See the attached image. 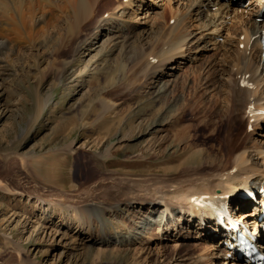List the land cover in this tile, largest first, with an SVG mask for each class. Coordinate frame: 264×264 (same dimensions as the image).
<instances>
[{
    "label": "rangeland",
    "instance_id": "374dc122",
    "mask_svg": "<svg viewBox=\"0 0 264 264\" xmlns=\"http://www.w3.org/2000/svg\"><path fill=\"white\" fill-rule=\"evenodd\" d=\"M127 1L100 0L98 5L103 8L99 5L100 10L97 6L99 19H89L85 29L81 25L77 27L82 33L72 40L73 44L66 39V31L68 24L73 26L75 21L66 24L57 18L29 23L24 28L19 24L0 27L3 43L0 49V255L4 256L0 257V264H237L226 248H220L221 242L213 245L198 233L197 226L188 232L186 227L190 222L179 219L183 211L170 229L161 230L156 226L143 238L142 233L135 240L130 235L133 242L125 243L122 236L119 244H96L88 257H84L83 246L73 231L60 227L58 214L47 221L46 209L53 202L56 208L62 206L77 212L90 207L107 209L102 219H98L99 224L119 228L122 218L132 211L128 210V204L145 190L141 188L162 191L170 198L174 191L192 193L213 174V162L228 164L227 173H235L234 165L231 167L233 159L245 150L255 171H264L263 154L255 151H264V110L257 113L261 115L258 120L247 115L248 105L264 109V70L257 65L258 49L251 47L252 39L240 44L246 40L244 29L260 8L257 0H241L240 6L232 7L235 13L230 11L221 21L226 31H222V26L215 33L204 31L196 28L198 24L195 29H188L189 49L183 48L181 55L173 59V68L167 70L162 64L158 67L156 60L152 62L157 69L152 62L146 66L147 58L137 39L138 33L150 30L154 24L167 28L172 24L170 18L181 13L187 0H135L141 2L139 10L132 5L134 2L128 6ZM262 5L264 9V1ZM196 8L197 3L188 8V13H195ZM122 11L123 21L131 27L126 38L131 45L123 53L124 61H128L122 70L125 78L121 80L119 75L116 84L107 89L109 64L117 70L118 60L121 64L122 59L112 48L109 26L99 23ZM159 14L164 16L163 25L156 21ZM94 24L100 25V31L95 30ZM97 32L101 36L96 41L93 38ZM94 41L98 43L87 50L86 45ZM162 46L156 42L152 51L158 49V52ZM163 50L167 52V46ZM245 67L253 69L249 73ZM154 70L168 74L164 77L158 71L149 78ZM244 77L253 80L257 90H247L244 98L250 100L240 105L237 100L242 98L240 91L245 89ZM162 78L168 89L156 101H151V93L159 90ZM256 91L260 92L259 100L256 98L259 95L254 97L252 93ZM101 98L117 106L108 112ZM108 115L116 118L123 132L115 128L108 135L99 133L100 130L96 132ZM126 116H134L132 124L140 128L131 133L125 125ZM71 121L75 129L70 134ZM154 122L157 123L150 127ZM98 140L101 145L95 149L93 145ZM234 140L238 148L233 147ZM114 145L118 150L114 149L112 156L107 151ZM71 150L78 153L75 158L99 154L102 158L99 156L100 162L85 170L76 165ZM212 156L215 161L211 160ZM203 165L209 167L205 170ZM170 171L174 176L169 175ZM146 201L159 200L148 196ZM144 205L134 206L135 217L145 216ZM252 205L260 208L257 198L247 207ZM110 206H116V211ZM232 214L236 221L238 213ZM185 216L186 221L191 220L189 213ZM126 223L123 226L131 225ZM252 228L249 222L247 229L252 231ZM98 250L105 253L97 255ZM111 250H118V257L114 254L110 257L107 252ZM65 254V259L60 261V256Z\"/></svg>",
    "mask_w": 264,
    "mask_h": 264
},
{
    "label": "bare ground",
    "instance_id": "6f19581e",
    "mask_svg": "<svg viewBox=\"0 0 264 264\" xmlns=\"http://www.w3.org/2000/svg\"><path fill=\"white\" fill-rule=\"evenodd\" d=\"M99 1L100 0H0V27H1V25L2 26L3 25H10L11 26L13 24H19L20 26H22V28H24L26 26V24L28 25L29 23L36 24V23L49 22V21H54L57 18L60 19L59 21H63V22L64 21H66V22L67 21H69V22L75 21V22H73L75 24V25L73 24L74 27L70 26L69 25L70 23L69 24H68V22L66 23L69 26V28L66 27L67 28L66 39H68L69 41H72V40L74 41L75 38L77 37L78 33L79 34L82 33V31H78V29L80 28L79 27L80 25L82 26L83 29H85L86 28L85 25H86L87 21H89V19H91L92 17H94V19H99V18H97V13H98V10L100 9V7H99L100 4L98 5ZM134 1L135 0H128L127 1L128 4L127 3L126 4L129 6ZM152 1L154 2L155 0H152ZM160 1H165V0H160ZM169 2H171V1H169ZM257 2H258V4H260L259 7L261 8V10L259 8L258 12L256 14H254V18L249 21L250 25L244 29V31L246 33V37H244V38H246V40L244 39V41L242 43H240L242 45V44H244V42L248 43L249 40L252 39L251 47L253 49L259 48V44H260V42H259L260 37L259 36H260L261 32L264 31V9H262V7H263L262 3L263 2H262V0H257ZM196 3H197V8H196L195 13L194 12L192 14L188 13V10H189L188 8H190L191 6H193ZM132 5L136 6L137 9L139 10V8L141 7V2L136 1ZM236 5L240 6L241 0H193V1L187 0L185 5H183V7H182L181 13L180 14H173V16L170 18L172 20V24L168 25L167 28H165V27L163 28L162 26H156V24H154V26H151L150 30L140 31L138 33L137 39H138V41H140L141 49L143 50V52L145 53L146 58H147L146 66L151 65L153 63L152 61L156 60V63H158L157 64L158 67H159V64H162L160 66L163 69L164 68L166 70H167V68L172 69L173 66H171V64H172V62H174L173 59L177 55L178 56H179V54L181 55V51L183 50V48L187 49L188 48L187 46H189L190 41H188L187 38H189L190 34H189L188 29H195V27L198 24V26L196 27L197 29H201V30L209 31V32L211 30V32L213 31L214 33L218 32V30H220L221 26H222L221 21L224 19V17H227V15L229 14L230 11L232 13H235V10L232 9V7H234ZM97 6L99 7L98 10H97ZM101 8H103V7L101 6ZM200 8L201 9L203 8L202 10H205V9L206 10L201 11ZM96 10H97V12H96ZM100 10H102V9H100ZM230 15H231V13H230ZM122 16H124L123 11L120 13V15L110 16L109 19L102 20L99 23V24H101L103 22L104 25L109 26L108 33H111L112 34L111 37L113 38V39H110V42H112V48H113V50L115 49L118 51V54L120 55V57L122 59L121 64H119L120 60H118L119 68L117 67V70H113L112 64L111 63L109 64V65H111V68L109 70V72H110L109 77L110 78L108 77L109 79H108L107 84H106L107 89L109 86L116 84L115 80L119 77V75L122 76L121 80H124L123 78H125L124 73L122 74V72H123L122 70L125 69L124 67H126V65H127L126 62H128V61H124L125 56H123V53H127L126 50L131 45V43L128 44L129 41H128V39H126L127 37H129L131 27H129L130 25L126 24L123 21ZM156 17H157L156 21L159 22L158 24L163 25L164 16L159 14V16L157 15ZM240 17H238V18H240ZM257 20H259V21L257 22ZM125 24L128 26H126ZM77 27H78V29H77ZM93 27L95 28V30L100 31L99 30L100 25H95ZM224 30L226 31L225 26L222 28V31H224ZM11 31H13V30H11ZM99 36H101V33H98V35H96V37L93 39L97 41V39H98L97 37H99ZM73 41H72V44H73ZM96 41H94V43L90 42L91 43L90 46L86 45V47H88L87 50H89L92 46L97 44L98 42H96ZM156 42L163 44V46H162V49L159 50L158 52H157V50L160 49L161 45L158 47V49H156L153 52L152 50L155 49ZM84 45H85L84 43L79 45L77 50L78 51L81 50L82 46H84ZM1 46H3L2 42H0V49H1ZM4 46H6V45L4 44ZM166 46H167V50H166L167 52H165L163 50V48L164 47L166 48ZM142 50L140 51L141 54H142ZM132 51H133L132 54H136V52H134V50H132ZM255 51L257 52V50H255ZM253 53H254V51H253ZM185 54H186L185 52L182 53V55H185ZM255 58L258 59L257 65L258 66L261 65L263 70H264V58L262 57V53L259 52L258 55H257V53H255ZM237 61H240V59H238ZM154 63L152 65H153L154 69H157V65ZM239 64H240V62H239ZM246 65H248V63ZM115 67H116V65H115ZM175 69L176 68L174 67V70ZM244 69H246V71L249 72L250 70L252 71L253 68L248 69V67H245ZM162 70H158V71L162 72L161 73L162 76H164V77H165V75L167 76L168 73H165ZM176 70H178V68ZM113 71H115L116 73L113 74ZM158 71L157 70H154L153 72L151 71L152 73L150 75L148 74L149 78L154 77L156 75V72L158 73ZM252 73L254 74L255 71H253ZM239 74H240V72H239ZM163 79L164 78H162L161 81L159 82L160 83L159 90L157 92L151 93V95L153 94L152 96L149 95L151 97L150 98L151 101H156L157 98H159V94L163 93L164 91H167L168 86L166 85V83L164 81L162 83ZM112 80H114V82H112ZM237 81H240V79H238ZM130 82H131V80H130ZM121 83H122V81H121ZM243 83L245 84V89L243 88L244 90L240 91L242 94L240 96H242V98H240V100H237V102L240 105H243L245 103V101L249 102V100H250V99L244 98L247 90H250V89H251V91L257 90L254 87L253 80L248 81V80H246V77H244ZM112 93L113 92H111L109 94L111 95ZM252 93H253L254 97L259 95V98L258 97H256V98L258 100L260 99V92L256 91V92H252ZM117 97H119V96H117ZM247 98H248V96H247ZM105 100L106 99L101 98L100 102L103 104V106H106V108L108 107L109 110L113 109L114 106H117V104L114 105L113 102H110L108 100H106V102H105ZM92 103H95V102H92ZM109 110H108V112H112L111 110L110 111ZM263 110L264 109L262 106L259 107V106H254V105H248L247 106V115L249 116V118L252 117V118H254V120H258L261 117V115H259L257 113L261 112ZM101 117H100V119H101ZM133 117L129 116V117H127V119L125 121V125L130 127L131 133L134 132L135 129L140 128L139 126H133V124H132L134 121ZM104 118H105V122H104V120H102L103 125L99 124L97 126L99 128L96 130V132L100 130L99 133H102L103 135L104 134L108 135V133L111 132L114 128L116 131L123 132V129L119 128V126H117V124H116L117 122H116L115 117H111L110 115H108L107 117L105 116ZM97 121H98V119H97ZM127 121H129L128 124H127ZM156 123L157 122H154L153 125H151L150 127L154 126V124H156ZM112 124H114V125L112 126ZM159 125H161V124H159ZM74 129H75V126H74V123L72 122V126L70 128V131H71L70 134L73 133ZM146 129H148V127ZM100 142H101V140H98L97 143L93 145V147L96 149L97 146L101 145ZM233 142H234L233 147L238 148L236 140H234ZM115 145L108 148L107 153H109V155L114 156V154H112L113 150L114 149H115V151L118 150L117 147L115 148ZM118 147L120 149V146H118ZM123 147H121V148H123ZM236 151H239V150H236ZM255 151H256V154H258V155L263 154L262 158L264 160L263 149L262 150L257 149ZM80 152L84 153L85 150L80 151ZM70 154L74 155V158H75V155H77L78 153H75V152H73V150H71ZM86 156H84V157L78 156L75 159H73V157H72V159L76 161V165H80V167H83L85 170L92 168L93 165H96V163L100 162V160H99L100 154L94 155L92 158H87ZM100 157L102 158V156H100ZM212 158L213 159H211V160L215 161L214 160L215 156H212ZM233 161L234 162L231 164V167L234 165L233 170L235 171V173H233V172L227 173V171L229 169H226L225 167L228 164L218 165V164H215L214 162L212 164L210 163L211 165H213V164L215 165V166H213L214 172L210 176L211 178L207 177V180L204 181L203 183L201 182L202 184L200 183L201 185H198L192 191V193L186 192V194H185V193H181L180 191H174L171 193L172 197L170 198V195L165 194L166 195L165 196L162 193V191L159 192L157 190H155V191L152 190L151 192H149L148 188H141V189H145V190H143L141 192L142 193L141 195L139 194L140 197H138V198L136 197L134 199L135 201H132L128 204V210L130 209L132 211H131V213H129L128 217L122 218V221H121L119 228L105 227L102 224H99L100 222L98 219H102L101 216H102L103 212H105L107 209L90 207L88 209H84L82 211L79 210V212H77L74 210L65 209L62 206L56 208V206L52 205L53 202H52V204L49 203L50 206H48L46 209V212L48 213V215H46L47 221L51 218L52 215H55V213L58 214V216L60 217V220H59V223L61 224L60 227H62V229L66 228L69 232L73 231L74 235H76L78 237V241L81 242L80 244L83 246L81 248V250H82L84 257H88L94 252V246L96 244L109 245V244L115 243V242L119 244V240L122 236H125V238L123 239V241L125 243L133 242L132 239L129 238L130 235H132L134 240H135L136 235H138V234L140 235L142 233V234H144V235H141V237L143 238L146 235H149L150 230H152V228H154L156 226H158L161 230L170 229V227H172L171 223L173 221H175L176 217L177 216L179 217L178 214L183 211L184 213L182 212L183 215L179 219H181L182 222L184 220H185V222H190V224L187 223L188 225L186 227V230L188 232L190 231V228H192V227H193V231H194L195 230L194 227L197 226L198 227V233L201 236H204L206 239H208L213 245H217L215 243L221 242V245H219V246H220V248H223L224 247L223 242L224 243L226 242L227 245L230 246V250L225 249V251H226V253L232 254V258L237 261V264H249L250 263V261H249L250 256L246 257L244 255L246 254L247 251H249V247H251V246L256 247L257 245H254V244H251L250 242L248 243V242L242 241L239 238H236L235 230L237 228L234 225L232 226L229 222H227V218H226V211L227 210L223 211L221 208V207H224V202H222V201L217 202L218 201L217 199L222 198V197H225V198L227 197L228 200H230V198H231V200L233 199L234 202L232 203V205L236 204V206L234 207L235 210H233V211H236V213L239 214V215L236 214V216L238 217V219L236 221L239 224L243 223L244 228L249 226V222L252 223L254 225L253 226L254 231H252L251 234L252 235L254 233L257 234V232L259 231V227L261 226V223L264 224V206H263V208H261L260 212H257V210H255V208H252V206H251V208H248L247 206L253 202L252 199L250 200V198H248V200H246V201H241V195L245 194V193H250L252 196L256 197V195L259 194V197L257 196L256 198L259 199L261 206L263 205V203H264V198H263V196H264V194H263L264 193V171H262V172L261 171H258V172L255 171L256 167L253 166L251 163L249 164V158H248L246 150L239 152L238 155L233 159ZM210 164H208V165H210ZM208 167L209 166H206V165L202 166V168L205 170ZM215 167H216V170H215ZM174 171H176V170H173V172ZM173 172L171 173V171H170L169 175L174 176L175 173L173 174ZM86 173H87V171H86ZM153 173H155V172H153ZM223 173H225V174H223ZM82 174L85 175V173H83V172H82ZM168 181H163V183H167ZM182 181H183V178H182ZM158 182L161 183L160 181H158ZM253 182H255V183H253ZM261 182H263V184H261ZM152 184H154V183H152ZM190 185H191V183H190ZM257 186H259V188H262V190H261L262 192L260 190L256 189ZM162 188H165V186L162 185ZM220 193H222V194H220ZM110 196L111 195H109V198H110ZM148 196H151L153 199H155L157 197L159 201L156 203L154 201L151 203L147 202L146 200H147ZM112 198H113V195H112ZM136 199H141V200L138 201ZM208 202H210V203H208ZM168 203H170V204L172 203L174 206H172V205L168 206L167 205ZM200 203L207 204V205L204 208H202L201 206H199ZM140 204L142 206L144 204H146V208H145L146 213L144 214L145 215L144 217L138 218V217L134 216V214L136 213L134 206H138V205L140 206ZM230 205H231V203H230ZM82 207H84V205ZM144 207H145V205H144ZM86 208H87V206H86ZM109 208L112 210H115L116 206H110ZM110 209H108V210H110ZM242 209L243 210L248 209V211L241 212L240 210H242ZM110 212H112V211H110ZM186 213L191 214V216H192L191 220L189 218L186 221V216H185ZM96 215H98V216H96ZM128 218H133L134 221L131 219H128ZM257 219H260L261 223L257 222ZM126 221H128L127 223H130L132 226L131 225L130 226L129 225L123 226L126 223ZM74 228H75V231H74ZM206 231H209L208 236H206V233H205ZM64 237H65V235L63 236V238ZM105 238H108V239H105ZM214 239H215V242H214ZM258 241L259 240L256 239V242H258ZM80 244H78V245H80ZM75 245H76V242H75ZM262 249H263V247L260 250H262ZM117 251L111 250L107 253L109 254L110 257L113 254H114V256L118 257L119 252H117ZM180 251H181V249H179V252ZM220 251H221V249H220ZM262 252H263L262 255L264 256V250H262ZM104 253L105 252L102 250H98L96 252L97 255L104 254ZM1 256H3V254H1L0 257ZM66 256H67L66 254L63 256H60V258H61L60 261L65 259ZM107 258H109L108 255H107ZM240 260L242 261V263L240 262ZM246 260L248 262H246ZM263 263H264V261H263Z\"/></svg>",
    "mask_w": 264,
    "mask_h": 264
}]
</instances>
